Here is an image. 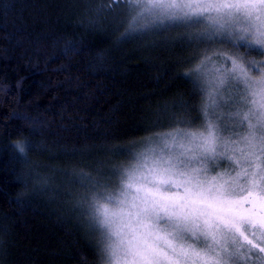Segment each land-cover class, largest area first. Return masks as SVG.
Wrapping results in <instances>:
<instances>
[{
  "label": "trees",
  "instance_id": "1",
  "mask_svg": "<svg viewBox=\"0 0 264 264\" xmlns=\"http://www.w3.org/2000/svg\"><path fill=\"white\" fill-rule=\"evenodd\" d=\"M130 2L0 0V264H105L92 198L172 113L199 129L184 76L209 46L130 36Z\"/></svg>",
  "mask_w": 264,
  "mask_h": 264
},
{
  "label": "snow or ice",
  "instance_id": "2",
  "mask_svg": "<svg viewBox=\"0 0 264 264\" xmlns=\"http://www.w3.org/2000/svg\"><path fill=\"white\" fill-rule=\"evenodd\" d=\"M127 4L137 10L130 36L160 37V43L168 46L173 39L166 34L183 30L177 44L186 43L197 51L208 45L230 63L229 75L243 89L239 102L244 106L246 131L229 134L224 118L210 115L224 76L207 92V103L200 68L184 76L200 89L201 124L191 130L187 119H178L175 113L169 116L173 130L159 137L160 155L146 157L135 179H158L175 191L161 193L159 199L136 196L128 202L124 211L133 236L131 240L124 236L113 250L114 264L120 259L124 264H264V0H131ZM8 9L5 3V16ZM181 123L188 127H174ZM29 143L13 147L24 154ZM164 219L167 225L160 224ZM221 227L233 237L232 247L212 255L197 246L200 237L216 239Z\"/></svg>",
  "mask_w": 264,
  "mask_h": 264
},
{
  "label": "rangeland",
  "instance_id": "3",
  "mask_svg": "<svg viewBox=\"0 0 264 264\" xmlns=\"http://www.w3.org/2000/svg\"><path fill=\"white\" fill-rule=\"evenodd\" d=\"M208 49L210 50V53H207L208 59L204 57L198 64L206 80V82L201 81L202 88L206 89L205 103L208 102L207 92L213 91V85L217 78L219 76L225 77L223 86L219 89L218 94L213 97L215 108L210 115L213 119H216L217 115L223 117L222 123L229 128V134L232 130L237 133H244L246 131V121L243 116L244 106L239 102L243 89L229 75L230 63L225 61L223 57H218L210 48ZM257 59L261 58L257 57ZM160 136L149 139L141 145V149L133 156V160L120 170L119 176L114 177L115 181L118 182L116 187L101 190L98 194L100 196L93 197L90 202L89 213L91 216L89 219L92 226L97 229L105 264H114L117 260V257L112 253L114 249L120 246L124 236L132 239L133 234L127 227L128 221L124 211L125 208H129L128 202L136 196L159 199L161 193L175 191L171 184L164 185L158 179L139 181L135 179V174L142 170L141 166L146 157H158L160 155L158 144ZM224 167L227 168L228 165L225 164ZM122 201L124 203H121ZM78 203L87 213L88 206L85 199L79 200ZM167 223L166 219L160 221L161 225H167ZM232 240L233 237L230 232L221 227L217 231L216 239L200 237L197 246L203 247L212 255H216L217 252L223 254L225 247H232ZM180 242L182 241L178 239L177 243ZM237 243H239L238 240ZM119 264H124V260L120 259ZM233 264H238V262L233 261Z\"/></svg>",
  "mask_w": 264,
  "mask_h": 264
}]
</instances>
